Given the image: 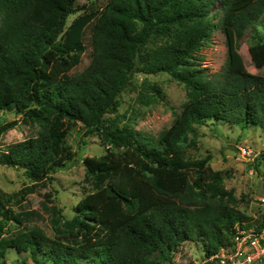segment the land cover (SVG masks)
Instances as JSON below:
<instances>
[{"label":"trees","instance_id":"obj_1","mask_svg":"<svg viewBox=\"0 0 264 264\" xmlns=\"http://www.w3.org/2000/svg\"><path fill=\"white\" fill-rule=\"evenodd\" d=\"M83 8L79 0H0V110L20 115L0 119V137L19 122L36 130L0 153V164L33 181L14 193L0 187L1 264L11 249L36 264L173 263L187 241H201L206 257L216 254L253 219L237 207L212 157L194 158L189 149L197 145V126L207 123L264 128V75L248 70L236 42L252 29L251 60L264 68L257 32L264 0H108L69 23ZM218 26L229 54L209 76L196 56ZM161 72L188 91L170 127L155 138L108 122L136 73ZM78 123L109 147L84 159L94 190L70 220L46 193L42 209L57 230L51 237L36 223L44 215L27 209L26 200L67 165V137Z\"/></svg>","mask_w":264,"mask_h":264},{"label":"rangeland","instance_id":"obj_2","mask_svg":"<svg viewBox=\"0 0 264 264\" xmlns=\"http://www.w3.org/2000/svg\"><path fill=\"white\" fill-rule=\"evenodd\" d=\"M108 0H79L83 10L69 18V23L83 11L101 9ZM219 3L211 10L215 13ZM217 23L220 15L211 18ZM253 30L249 29L240 39L236 40L238 49L244 58L249 71L264 75V68H257L249 52L255 44ZM257 32L264 38V28L258 25ZM89 36L87 41H89ZM229 54L228 37L221 27L213 29L203 47L197 53L196 61L209 75L218 74L227 62ZM87 63V58H85ZM159 89V90H158ZM188 99V91L183 83H179L166 72L158 74L136 73L133 85L129 86L120 95V106L117 112L106 115L108 122L129 124L135 130L157 138L161 131L170 127L176 115L182 110L183 103ZM16 111L0 110L1 122L19 119ZM198 127L197 145L190 148L191 156L204 158L210 155V165L216 170H222L225 175L226 189L233 190L237 198V207L251 217V225L255 227L264 222V160L258 161L264 153V128L261 126L245 128L229 124L200 125ZM36 130L23 122L0 137V153L8 145L28 138ZM193 136V135H191ZM66 145L72 155L66 166L58 168L53 174L50 184L40 187L35 193L29 194L26 200L27 209H37L44 215L43 220H36L48 236L57 235V230L49 213L42 209L46 201V193H54V203L61 209L63 221L70 220L76 215L78 202L94 190V185L84 166V159L91 156H100L107 150L108 143L97 132L90 133L82 123L71 128ZM250 146L258 156L253 159L242 155L240 147ZM257 164H260L257 169ZM33 181L24 174V170L14 166L0 164V187L6 192L20 191ZM15 209L17 207L15 206ZM226 247V246H224ZM205 247L201 241H187L175 253L174 264H200L207 257ZM6 264H36L28 252H19L14 249L8 251ZM170 261L156 264H173ZM1 264V262H0ZM49 264V263H48ZM256 264H264V259Z\"/></svg>","mask_w":264,"mask_h":264},{"label":"built area","instance_id":"obj_3","mask_svg":"<svg viewBox=\"0 0 264 264\" xmlns=\"http://www.w3.org/2000/svg\"><path fill=\"white\" fill-rule=\"evenodd\" d=\"M244 156L255 159L258 153L253 147H240ZM233 244L222 247L200 264H256L264 259V226L242 227L232 238Z\"/></svg>","mask_w":264,"mask_h":264}]
</instances>
